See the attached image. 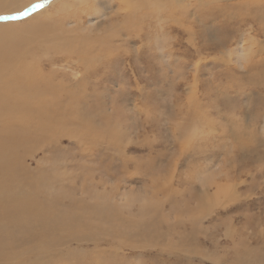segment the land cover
Segmentation results:
<instances>
[{
  "label": "rangeland",
  "instance_id": "374dc122",
  "mask_svg": "<svg viewBox=\"0 0 264 264\" xmlns=\"http://www.w3.org/2000/svg\"><path fill=\"white\" fill-rule=\"evenodd\" d=\"M26 1L17 3L22 8ZM58 1H43L29 14L49 8V17L0 19V30L18 25L0 35V46L33 35L52 42L46 51L37 45L33 64L35 82L51 83L53 94L43 103L53 122L42 118L47 134L13 148L15 181L10 177L11 185L21 182L32 206L74 215L97 242L63 246L64 264H264V4L111 0L113 10L93 21L98 28L71 33L79 11L87 25L88 10L61 12ZM94 8L91 3V14ZM70 36L81 47L65 60L55 45ZM90 42L92 52L78 60ZM28 114L22 118L33 115L29 129L38 128L41 118ZM188 156L206 161L192 182L182 179L187 173L180 167ZM8 191L0 202L27 203L16 187ZM229 191L248 199L225 198Z\"/></svg>",
  "mask_w": 264,
  "mask_h": 264
},
{
  "label": "bare ground",
  "instance_id": "6f19581e",
  "mask_svg": "<svg viewBox=\"0 0 264 264\" xmlns=\"http://www.w3.org/2000/svg\"><path fill=\"white\" fill-rule=\"evenodd\" d=\"M8 1L10 2L7 3ZM20 1L24 2L25 0H19L16 2L15 0H5L4 2L0 0V4H2L0 6V15H4L5 17L19 18L23 14L29 17L30 16L29 14L33 10H35V8H33V5L42 4L43 1L45 0H27L23 6V7L26 6L25 12H19L23 8V7L21 8V6L19 5L20 3L19 4L17 3ZM76 1L77 2H72L70 4H67L64 2V0H60L56 3L58 6H60L59 11L61 12H67L68 8L69 9L71 7L76 8L79 6H84V9L88 10L85 11V14L89 15L87 25H85L84 22H82L81 19H79L81 18L79 16L80 13L79 11L77 16H74L76 17L75 21L76 20L77 21L74 22L75 27H73L71 33L85 31V30L90 31L92 28L94 29L98 28L99 24H95L96 22L94 23L93 21L94 20L98 21L99 19L104 18V15L102 14L103 9L110 11L113 10V7H111L110 4L111 0H102V1L100 0L101 2H99V0L98 1L76 0ZM177 2H179V0H177ZM91 3L92 4L94 3L95 6L92 14L90 13L91 11L89 12V5ZM246 3L247 5L264 4V0H247ZM99 5H101V7H98ZM51 8L53 10L55 8L54 5H52ZM49 11L50 9L46 8L44 11L37 12L38 14H34L28 19H31L33 17H39L40 15L43 16L42 18L47 16L49 17L50 16ZM11 13H18V14L11 15ZM128 17H130V14H127V16L125 15V18ZM66 23H64L61 26L62 31H66L65 30L67 29V27L65 26ZM36 25H39L41 28L43 27L42 24L39 22H36ZM17 26L18 25H14V24H8V25L6 24V26H3L1 28L0 35L5 33L7 34V36H9L10 32ZM26 26H27L26 28H22V29L24 30L32 29L30 25L29 26L26 25ZM46 31L48 32L49 30ZM36 36L38 35H33V37L29 40H24V39L16 40L10 38L7 39L6 41H2V44L0 46V68H3V74L2 76H0V95L3 96L4 98V102H0V127L3 128V131L0 130L1 133L0 134V165H3L4 167L2 168V166H0V199H5V192L8 190H9L8 192H10V188L16 187L19 191L17 197L20 199L26 198L27 200V203L22 206H20L22 201L17 206H13L11 204L6 205L8 203L6 202L7 200L0 202V226H1L0 227V261H4L7 264H64L68 254L65 253L64 250L62 249L63 246L64 248H66V246L69 244H76L77 246H81V247H85V246L87 247L89 245L90 246L97 245L96 241L92 240L91 237H88V235L84 233V228H82L79 225L80 222H75L77 218L74 215L64 214L63 211L58 210L55 206L53 207L42 206L41 203L39 202H37L36 207H34L32 206L34 205V202L31 201L32 198H28L27 196H25L26 193L22 191L24 187L21 186L22 184L18 179L15 178L17 183L11 185L13 181L11 182L10 176H12V179L14 180L13 176L15 177V174L13 175V170L15 169V165H16L12 163L13 162L12 159H14L13 157L15 155L13 148L17 146L20 147L21 145H24L28 140L30 141L31 138L36 139L41 134L43 135V133L46 132L45 124L41 123L42 118H47L46 122L47 121L53 122L49 114H47L48 104L44 105V103H46L47 101L46 102L44 101L43 103V99L47 93L51 95L53 94L51 83L50 81L45 82L47 80L44 81L45 83L43 82L40 83L38 80L35 82L37 71L35 70L36 65L33 64L35 58L33 56L34 53H36V50L38 49L37 45L43 44L45 46L43 51H46V49L50 44H52V42H49L48 44L45 43L47 44L45 45L43 40L39 41L40 39L37 38ZM60 37L61 36H52V39H58ZM26 44H29V46H31L30 48L32 49L29 48L28 50L26 49L21 50L20 48ZM92 44L93 43L90 42L88 48L87 46H85V49L81 51L80 55H78V60L83 61V57L87 56V54L84 53H89V49L92 52L93 45L95 47V44L93 45ZM80 47L81 45L79 44V41L75 40V38L70 36L68 39L63 38L60 43L55 45L54 53L62 55L60 56L61 58L63 57L65 58V55L66 57H68L70 52H74ZM242 52L243 49L240 40L237 44L236 49L234 50V56L240 58L243 55ZM18 58L21 63H26L30 60L32 61V63L27 64L25 66L23 65V67H20L19 65H11L10 68L7 67V64H3L6 61H16ZM52 63H54V61H52ZM39 72L41 74V71ZM45 76L47 75L45 74ZM67 76L69 75L67 74L66 77ZM19 86L24 88L25 91L23 93L19 92L18 90ZM32 90H34L36 94L35 93L32 94L31 93ZM39 95H41L40 98ZM36 103H38V105ZM34 104H36L35 108H33ZM44 107H46V111ZM24 112H30V114L26 116L31 115V112H35V116L41 118V120L38 119L39 120L38 128L37 126L32 125L30 127L31 129H29L30 122L33 124L32 122L33 115L22 118V116H24ZM41 112H45V114L43 113L40 115ZM46 134L47 133H45V135ZM15 156L17 157V155ZM216 181H217L216 179H213L210 185L215 184V185H211V187L213 186L214 188L215 186L217 190L219 188L218 187L219 183L217 185ZM262 192L263 189L261 188L259 193L262 194ZM259 202H262L261 198L259 199ZM6 224L7 225L9 224L14 228L16 225H18L21 227V230L18 234H15L16 230H14L9 234H6L5 232H3L5 230L4 225ZM109 235H110L109 233L106 235L104 241L109 240L108 237ZM102 238L104 239V237ZM12 259H14L16 263H14ZM70 264H74V263H70Z\"/></svg>",
  "mask_w": 264,
  "mask_h": 264
},
{
  "label": "snow or ice",
  "instance_id": "6c2138e0",
  "mask_svg": "<svg viewBox=\"0 0 264 264\" xmlns=\"http://www.w3.org/2000/svg\"><path fill=\"white\" fill-rule=\"evenodd\" d=\"M46 2V0H45ZM43 7V4H37V5H33V8H41ZM26 14V13H25ZM23 15V14H22ZM15 17H0V19H14ZM216 158H219V153L216 154ZM162 162L160 160L156 161V163ZM206 163V161L204 159H193L191 156L185 157L183 163H181L180 167L182 172L186 171L187 176L186 177H182V179H187L189 182L194 181L195 178V173L199 171L200 169V165ZM225 163H228L227 159L225 160ZM260 179L264 180V171L261 172V176L259 177ZM192 186H195L194 183L192 184ZM264 186V185H262ZM225 196V198H232L235 196H238V198L240 200H245L248 199V197H244L242 195H239L237 193H233V192H225L223 194ZM209 203H211V201H209Z\"/></svg>",
  "mask_w": 264,
  "mask_h": 264
}]
</instances>
